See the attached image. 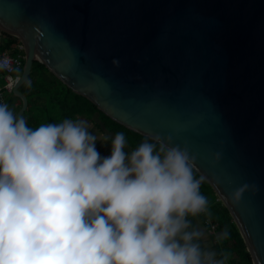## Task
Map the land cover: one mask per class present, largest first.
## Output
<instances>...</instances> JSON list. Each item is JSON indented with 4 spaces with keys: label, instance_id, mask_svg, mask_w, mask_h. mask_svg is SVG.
<instances>
[{
    "label": "water",
    "instance_id": "1",
    "mask_svg": "<svg viewBox=\"0 0 264 264\" xmlns=\"http://www.w3.org/2000/svg\"><path fill=\"white\" fill-rule=\"evenodd\" d=\"M0 30L114 121L195 156L264 264V0H0ZM239 192V196L236 193Z\"/></svg>",
    "mask_w": 264,
    "mask_h": 264
},
{
    "label": "clouds",
    "instance_id": "2",
    "mask_svg": "<svg viewBox=\"0 0 264 264\" xmlns=\"http://www.w3.org/2000/svg\"><path fill=\"white\" fill-rule=\"evenodd\" d=\"M170 141L126 152L117 132L103 156L84 120L31 128L0 104V264H226L188 220L208 211L196 157Z\"/></svg>",
    "mask_w": 264,
    "mask_h": 264
},
{
    "label": "trees",
    "instance_id": "3",
    "mask_svg": "<svg viewBox=\"0 0 264 264\" xmlns=\"http://www.w3.org/2000/svg\"><path fill=\"white\" fill-rule=\"evenodd\" d=\"M19 43L17 38L0 30V53L4 52L12 57L17 56L20 53L17 48ZM21 73L22 69L18 74L20 75ZM20 90L27 95L29 100L28 108L22 117L25 118L31 128H37L41 124H48V122L53 124L60 123L64 119H71L79 114L93 116L96 113H101L102 124L114 136L117 132H123L129 148L134 149L146 138L149 139V137L111 119L89 98L61 83L39 62L34 63L31 79L21 86ZM29 90L32 91L31 94H29ZM40 94L45 96L41 100L38 99V97H41ZM16 99L21 102L13 93L7 97V105L14 114L16 111L13 105ZM149 141L155 142L151 139ZM194 175L196 178L201 177L195 170ZM200 191L208 200V215L217 224V234L215 238L213 237V240L216 243L214 250L219 258H221V253L226 252L228 254L226 264H252L250 255L246 251V247L238 234L228 209L218 201L217 195L204 179ZM225 229L228 230V238L218 240L217 238Z\"/></svg>",
    "mask_w": 264,
    "mask_h": 264
},
{
    "label": "crops",
    "instance_id": "4",
    "mask_svg": "<svg viewBox=\"0 0 264 264\" xmlns=\"http://www.w3.org/2000/svg\"><path fill=\"white\" fill-rule=\"evenodd\" d=\"M29 94H31V90L28 91ZM15 111L17 112L21 107V102H18L17 100H14L13 105ZM74 121L84 120L87 123L88 130L97 136V149L100 152L101 155L107 156L110 155V145H111V138L114 136L111 131H109L101 122V113H96L93 116H89L87 114H79L73 118H71ZM47 122V121H46ZM107 137L108 139H105ZM104 144V145H103ZM132 149L128 146L126 147L125 151L130 152ZM204 215L199 214L197 216H188V220L191 223L192 228L199 229L201 232H203V237L199 240V243L201 245V248L207 251H214L215 248V242L213 240V237L210 236L208 232V228L204 223L203 219ZM217 258L219 259V256L217 255Z\"/></svg>",
    "mask_w": 264,
    "mask_h": 264
},
{
    "label": "built area",
    "instance_id": "5",
    "mask_svg": "<svg viewBox=\"0 0 264 264\" xmlns=\"http://www.w3.org/2000/svg\"><path fill=\"white\" fill-rule=\"evenodd\" d=\"M20 53L17 56H10L7 53H0V103L7 104V97L13 93V88L16 86L19 79V72L23 69L25 53L21 43L17 46ZM11 111V109H9ZM219 201V199H218ZM204 215V223L208 228L210 236L216 237L217 224L212 221V218L206 213Z\"/></svg>",
    "mask_w": 264,
    "mask_h": 264
},
{
    "label": "rangeland",
    "instance_id": "6",
    "mask_svg": "<svg viewBox=\"0 0 264 264\" xmlns=\"http://www.w3.org/2000/svg\"><path fill=\"white\" fill-rule=\"evenodd\" d=\"M0 83H2V80H0ZM41 95V97H38V99H42V98H44L45 96L44 95H42V94H40ZM34 99H35V97H34ZM17 100V99H16ZM18 101V100H17ZM19 102V101H18ZM43 104V103H42ZM48 122V121H47ZM49 123V122H48Z\"/></svg>",
    "mask_w": 264,
    "mask_h": 264
}]
</instances>
